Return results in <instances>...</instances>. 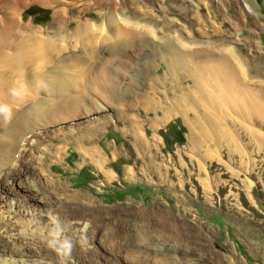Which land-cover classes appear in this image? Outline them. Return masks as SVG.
I'll use <instances>...</instances> for the list:
<instances>
[{"label":"bare ground","instance_id":"bare-ground-1","mask_svg":"<svg viewBox=\"0 0 264 264\" xmlns=\"http://www.w3.org/2000/svg\"><path fill=\"white\" fill-rule=\"evenodd\" d=\"M22 1L21 4L26 2ZM32 2L36 5L48 3L49 6L59 0ZM15 3L17 0H0V11H4L0 16V108L7 109L0 112V264H61L59 258L51 257L46 247L41 245L52 242L50 229L35 227L34 223L37 224L41 214L51 216L54 212L57 215L58 230L66 233L70 228L73 229L75 224L71 214L77 213V210L74 206L51 201L52 196H60H50L47 192V187L52 183L48 179L50 175L45 171L43 164L37 163L38 157L34 156V145L37 144L40 155L45 158L51 155L55 160L50 164L62 161L63 157L59 154L61 148L52 146L49 141L44 144L37 142L31 133L48 130L43 134L44 137L39 136L41 139H47L49 134L51 138H55L70 131L69 137H77L74 140L75 148L82 150L78 152L88 163L103 169L109 161L104 162L105 157L101 149L103 144L99 143L110 124L121 135L129 136L135 150L155 155L158 143L155 140L154 144L145 136L143 126L139 124L143 120L139 118L141 112L146 115L153 114V117L150 116V123L154 130L174 114L184 118L190 137L189 162L192 164L197 152L201 153L202 160L210 158L213 150L236 152L238 144L228 130L235 124L232 120L235 116L249 124H252L251 121H261L264 126V80L251 79L241 55L227 46L218 49L209 41L201 45L205 47L192 49L179 39L178 52L170 49L167 41L158 45L153 41L147 43L148 39L141 35L144 32L151 33L152 28H144L141 25L122 26L119 20L112 19L109 15L106 19L108 22H101L99 25L93 23L95 27L92 23H86L90 21L82 20L74 32L76 41L82 39L79 50L81 52H78L79 55L66 56L65 51L62 52L53 45V39L56 37H47L45 33L20 24L21 16L15 18L14 15ZM73 3L86 5L82 0H73ZM8 9L10 11L6 13ZM53 15L55 18L59 16L60 19L64 16L63 9H56ZM209 23L210 27L215 24L211 19ZM54 25L55 30L59 32V23ZM60 29L63 30V24ZM211 29L212 34L217 32L214 27ZM211 33L206 34L208 39L212 36ZM110 37L114 40L110 41ZM189 42L198 43L195 39ZM83 44L87 46L83 47ZM101 44L105 49L113 48L116 52L122 47H128L132 53H140L139 56H131L130 60L124 57L127 53L122 54L124 58L120 59L117 56L119 52L105 58L102 56ZM69 48L71 46L68 45ZM153 49L159 56L154 54ZM88 52L90 57H95V61L85 68L81 60L88 59ZM69 54L73 55V51L70 50ZM164 60L165 68L160 75L159 65ZM139 62L143 63L140 70L137 69ZM182 73L179 79L178 76ZM185 81L187 84H184ZM139 84L146 85V89L140 90ZM169 87L175 89L169 91ZM69 89L74 93H89L94 98L98 96L104 102V107L100 110L96 102L85 96H76L77 104L72 106L75 98H64ZM159 94L160 97H157ZM114 102L120 104L116 105ZM108 107H114L115 110L117 108L122 114L119 120L125 123L124 126L111 121L114 118L118 121V117L116 112L114 118L113 115L110 116ZM202 122L207 129L201 125ZM240 126L243 127L241 124ZM245 130L251 135L256 132L257 140L264 141L263 133L261 137L257 131L247 128ZM82 132H85L86 136L81 134ZM109 136V143L122 139L119 135ZM112 137L119 139L113 140ZM79 140L83 143H79ZM123 153V149L113 147L107 156L110 160V157ZM18 155L21 156L19 160L16 159ZM151 162L152 158L149 156L148 160L146 159L148 169ZM31 167L33 171H30ZM14 170V174L9 173ZM37 170L45 173V176L36 173ZM131 170L130 167L125 169L128 177H132ZM111 175L107 170V180ZM76 177L79 181L77 187L86 185L80 181L79 176ZM126 185L123 184L125 190L121 193L105 197L103 200L108 204L122 202L133 187ZM64 187L68 188L66 184ZM73 193L79 198L82 197L80 192ZM89 200L94 203L92 198ZM32 202H39L40 205L35 206ZM22 214H26L29 219H20ZM90 214L91 217L86 218L88 222L81 225L88 241L94 244L96 258L99 259L101 251L115 258L113 250L111 252L109 248L103 247L102 239L109 236L111 227L108 219L112 220V224L117 217L105 216L101 210L91 211ZM136 214L135 211L127 215L123 227V231L130 238L129 242H125V247H136L131 257L134 263H142L144 259L153 262L160 259L165 262L174 259V254L184 257L192 246H200L198 242L191 243L187 237L161 226L158 220L150 216L143 219L139 214L138 221ZM91 219H95L94 226L89 223ZM19 223L26 225L18 230ZM95 230L97 234H93ZM119 238L124 240L121 235ZM140 246L145 248V254L140 253ZM152 253L158 254L154 257L151 256ZM179 261L182 262L180 264H199L189 256ZM227 261L232 264L230 258H227ZM86 262L91 264L87 259Z\"/></svg>","mask_w":264,"mask_h":264},{"label":"rangeland","instance_id":"rangeland-1","mask_svg":"<svg viewBox=\"0 0 264 264\" xmlns=\"http://www.w3.org/2000/svg\"><path fill=\"white\" fill-rule=\"evenodd\" d=\"M25 1L21 4L23 1L17 0L14 4L15 18L20 15L21 25L45 33L47 37H56L53 39V45L62 52L65 51L66 56H75L81 52L79 50L82 39L76 41L74 32L82 20L90 21L86 23H92L95 27L93 23L96 25L101 22L106 23L110 15L112 19L119 20L122 26L141 25L144 28H152L151 33L144 32L141 35L148 39L147 43L153 41L158 45L167 41L168 47L178 52H180L179 39L192 49L205 47L201 45L209 41L218 49L227 46L241 55L251 79L264 80V0H82L86 5H76L73 0H59L50 3L49 6L48 3L36 5L32 0ZM59 8H62L64 13L60 19L59 16L55 18L53 15ZM9 11L10 9L6 10V13ZM2 13L4 11H0V16ZM210 19L215 22L211 27L217 30L213 34ZM54 23H59V32L55 30ZM62 24L63 30L60 29ZM207 33L212 35L209 39L206 37ZM191 39H195L198 43H190ZM109 40L113 41L114 38L110 37ZM68 45L71 46L72 49H69L73 51V55L69 54ZM86 46L83 44V47ZM104 49L105 46L101 44L102 56L105 58L116 52L113 48ZM118 52L117 56L120 59L126 57L129 58L128 60L131 56H139L140 53H132L128 47H122L116 53ZM124 53L127 55L122 57ZM156 53L158 52L154 50V54ZM89 54L90 52L87 54L88 59L81 60L85 68L95 61V57H90ZM165 62L164 60L159 65L160 75L165 68ZM142 66L143 63L139 62L137 69L140 70ZM182 75L183 73L178 78L181 79ZM184 84H187V81ZM146 87L139 84L140 90ZM172 89L175 88L169 87L168 90L173 91ZM76 96H85L93 100L100 110L104 107V102L98 96L94 98L86 92L74 93L69 89L64 98L74 97L72 106L75 107ZM87 102L90 104L89 101ZM114 103L120 104V102ZM108 111L113 118L115 112L118 117V121L115 118L111 121L124 126L125 123L119 120L122 114L117 108L115 110L114 107H108ZM150 116L153 117V114L146 115L141 112L139 118L143 120L139 124L143 126L145 136L149 140L154 144L157 141L156 156L135 150L129 136L121 135L110 124L99 143V145L103 144L101 149L105 157L104 162L109 161L103 169L88 163V160L78 152L82 150L75 148L74 140L77 137H69L70 131L61 133L55 138H51L50 134L47 135V139L35 138L42 144L49 141L52 146L61 148L59 154L63 157L62 161L50 164L51 161H55L51 155L45 158L38 153L37 144L34 145V156L38 157L37 163L43 164L45 171L50 175L48 179L52 181L47 187V192L50 196H60L57 198L52 196L51 201L74 206L77 210V213L71 214L75 223L74 228H70L66 233L58 230L57 215L54 212L51 216L46 213L41 214L37 224L34 223L35 227H48L52 233L50 238L52 242L41 245L46 247L51 257L59 258L61 264H85L86 259L91 264H137L131 260L132 252L136 247L135 245L125 247L130 238L123 231L127 215L136 211V220L139 221V214L143 219L150 216L158 220L161 226L187 237L191 243L198 242L200 246H192L188 255L185 254L184 257L189 256L199 264H228L227 258L231 259L232 264H264V141L257 140L256 132L251 135L245 130L247 128L257 131L263 137L262 122L251 121L252 124H249L235 116L232 119L235 124L228 130L234 135L233 139L238 144L236 152L213 150L210 158L205 160H202L201 153L197 152L195 162L192 164L189 162L190 137L184 118L174 114L154 130L151 127ZM201 125L207 129L203 122ZM179 130L182 131V135L179 134ZM91 131L93 133V129ZM46 132L42 130L41 136L44 137L43 134ZM109 134L119 135L122 139L112 137L113 140H119L109 143L108 140L111 138ZM169 137L175 139L169 141ZM79 143L82 144L83 141L79 140ZM113 147L123 149L124 153L110 157L109 160L107 155H110ZM149 156L152 162L148 169L146 159L148 160ZM129 167L133 170H131L132 177L125 174V169ZM107 170L112 174L108 180L105 177ZM30 171H33L32 167ZM9 173L14 174L15 170ZM36 173L45 176L40 170ZM76 176H79L80 181L82 180L81 182L86 185L77 187L79 181ZM64 184L68 188H65ZM123 184L133 187L122 202L108 204L103 200L105 197L109 198L124 191ZM73 191L80 192L83 199L75 196ZM89 198H92L94 203H90ZM32 203L35 206L40 205L39 202ZM120 209L121 211H118ZM98 210H101L105 216L117 217L112 224H110L112 220L108 219L111 227L108 231L109 236L102 239L103 247L109 248L111 252L113 250L115 258L101 251L97 259L94 244L88 241L87 235L82 231L81 224L88 222L86 218L91 217V211ZM20 219L29 218L26 214H22ZM94 222L95 219H91L89 223L94 226ZM25 225L19 223L18 230ZM93 234H97V231L95 230ZM119 235L125 241L120 239ZM66 240L72 245L70 255L64 254L66 249L63 245ZM138 249L141 254H145V248L140 246ZM157 254L152 253L151 256L155 257ZM184 257L174 254L175 260L162 262L157 259L153 262L144 259L138 264H180L182 262L179 259Z\"/></svg>","mask_w":264,"mask_h":264},{"label":"clouds","instance_id":"clouds-1","mask_svg":"<svg viewBox=\"0 0 264 264\" xmlns=\"http://www.w3.org/2000/svg\"><path fill=\"white\" fill-rule=\"evenodd\" d=\"M7 111V109L4 108H0V112H4ZM63 247L66 249V252L64 253L65 255H70L71 254V250H72V245L70 242H68L67 240L64 242Z\"/></svg>","mask_w":264,"mask_h":264}]
</instances>
